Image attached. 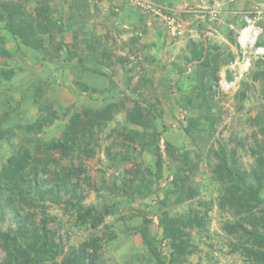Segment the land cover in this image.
<instances>
[{"label":"rangeland","instance_id":"1","mask_svg":"<svg viewBox=\"0 0 264 264\" xmlns=\"http://www.w3.org/2000/svg\"><path fill=\"white\" fill-rule=\"evenodd\" d=\"M29 1L27 8L34 13L37 2ZM146 1L152 7L160 6L161 14L147 4L146 7L139 5L142 4L140 0H56L51 3L58 9L56 15L62 11L65 18L57 21L55 31L56 41L64 48L63 57L53 60L43 61V52L36 54L23 46L19 48L12 40L6 41L7 48L14 53L7 63H0V75L2 70L12 69L16 71V76L0 83V114L7 110L10 122L8 118L6 120L13 126L12 130H16L17 125L24 126L41 116H48L50 108L62 118L40 132L29 134L30 138L47 141L59 137L65 124L83 108L102 110L109 107L114 113L113 120L107 121L106 126L95 129L94 140L88 146L90 153L75 151L73 157L63 159L59 149L52 152L55 158L61 159L57 169L72 168L79 175H74L66 190L58 196L56 194L45 199L43 195L36 198L31 193L32 200L22 205L20 216L25 220L28 217L40 220L43 214L52 216L54 219L49 223V228L66 253L94 234L102 238L101 264H150L145 259H137L138 254L144 256L149 249L140 233L126 234L127 227L129 229L131 226L129 224L138 227L142 217L148 213L153 218L152 235L161 253L168 256L171 251L169 243L162 239L164 235L156 215L160 206L158 201L165 198L168 189L172 192L171 181L178 167L166 150L168 142L180 151L190 150V161L196 165L195 171L189 173L192 176V197L180 205H174L176 212L186 213L200 204H203L202 209L210 208V236L206 238L193 233L197 249L184 264H244L240 255L230 253V239L222 227L230 216L218 210L222 185L214 174L216 160L213 153L221 143L232 148L242 142L247 149L255 144L254 135L259 128L257 125L251 127L247 120L262 116L264 95L262 82L253 83L251 76L259 71V59L264 60V55H250L251 65L244 71V52L239 44V32L246 26L245 16H249L262 30L257 43L263 41L264 0ZM70 3L73 5L71 9ZM71 16H74L76 23L73 20V26L69 27L66 21ZM162 16L175 18L177 24H181L182 34L172 35ZM1 29L0 22V35H6ZM75 35L79 37L78 40H75ZM76 42H79L77 47ZM90 42L97 45L95 50L87 48ZM194 44L206 51L218 50L221 58L227 62L221 68L220 93L215 99V112H221V122L211 142L206 145L203 139L194 144L179 121L188 116L182 106L186 94L194 85L193 74L199 66L196 62H186V56L191 55ZM65 50L77 51L78 56L68 61L64 57L67 56ZM49 52L54 53V49L51 48ZM79 56L83 61L79 60ZM263 66L261 64L260 69ZM226 70L236 77L233 83L225 81ZM243 83L248 86L247 90ZM36 87L42 88L41 104L35 103ZM242 88L247 97L240 102L237 94ZM137 106L146 109L144 116L155 121L154 124L143 128L124 121L126 111ZM184 124L187 125L186 122ZM125 126L141 134L150 130L163 134L160 142L162 161L159 162L162 179H155L153 192L133 199L120 196L117 192L112 195L108 189L113 188L114 184L122 186L125 178L134 175L137 176L135 179L141 180L146 167L156 172V156L154 151L142 150L137 142L123 140L121 128ZM258 139L261 143L264 135L258 134ZM20 140L17 137L15 142ZM121 142L136 153L142 150L141 155L124 162L111 160L109 155L112 153L119 158L121 147L115 144ZM108 148L110 153H107ZM11 149L10 145L4 146L2 155L7 156ZM120 155L127 157L125 150H121ZM237 158L241 169L248 172L253 169L255 160L252 155L240 149ZM53 175L50 173L42 176V179L53 178ZM81 201L85 206L100 210L115 204L118 213L108 217L105 226L97 230L80 227L76 220L81 212L75 208ZM8 226L15 229L13 219L7 220L3 229ZM115 232L118 233L116 238L113 235ZM4 259L5 253L0 247V262ZM58 259L61 260L62 256Z\"/></svg>","mask_w":264,"mask_h":264},{"label":"trees","instance_id":"2","mask_svg":"<svg viewBox=\"0 0 264 264\" xmlns=\"http://www.w3.org/2000/svg\"><path fill=\"white\" fill-rule=\"evenodd\" d=\"M55 1L36 0L34 13H31L27 8L29 0H0V22L3 29L1 30L6 34L0 35V63H7L14 53L6 46L8 40L16 42L19 48L23 46L36 54L43 52V61L63 57L64 48L60 42L56 41L55 31L57 23L65 18L62 11L60 15H56L58 9L51 4ZM72 6L70 3V9ZM73 20L75 22L74 16H71L66 21L67 26L72 27ZM74 38L78 40L79 37L75 35ZM78 44L79 42H76L75 46L77 47ZM257 45L264 46V39ZM96 46L91 42L87 44V48L91 51L95 50ZM51 48L54 49V53L49 52ZM65 51L67 56L64 57L68 61L78 56L77 51ZM221 57L222 54L218 50L206 51L197 44L192 47L191 55L186 56V62H196L199 66L193 74L192 84L194 85L186 94L182 106L188 116L179 121L196 145L197 141L202 139L204 145L211 142L221 122V112L219 110L215 112V99L220 93L221 68L227 64ZM79 60L83 61L82 57L79 56ZM263 61L259 59V64H264ZM260 65L259 71L252 73L251 81L262 82L264 95V66L260 69ZM15 76V70H2L0 83L10 81ZM246 84L243 83L242 86L245 87ZM214 86L215 90H213ZM35 91V103L41 104L42 88L36 87ZM246 97L245 90L242 88L237 94V99L243 102ZM48 110V116H41L24 126L17 125L16 130H12L13 126L6 120V118L10 120L7 110L0 114V247L5 253V259L0 264H101L99 260L100 248H103L102 238L94 234L90 235L85 242L66 253L49 228V223L54 219L52 216L43 214L40 220H31L29 217L25 220L20 215L22 205L32 200L31 193L36 198L42 195L45 199L56 194L58 196L61 191L66 190L70 179L74 175H79L72 168L57 169L61 159L55 158L52 152L59 149L63 159L73 157L75 151L90 153L88 146L94 140L95 129L106 126L107 121L113 120L114 113L109 107H104L102 110L83 108L65 124L59 137L47 141L41 138H30L29 134L40 132L47 125L50 126L57 119L62 118L52 109L48 108ZM145 112L146 109L138 106L131 111L127 110L124 121L127 124L147 128L155 121L145 117ZM247 123L251 127L257 125L259 128L258 133L254 135L253 146L247 149L240 142L238 147L228 148L221 143L218 150L213 153L216 160L213 165L214 174L216 180L222 185L217 206L221 213L230 216L222 225L230 239V253L240 255L244 264H264V141L260 143L258 139V134L264 135V109L261 117L248 119ZM121 129L123 140L130 143L137 142L142 150L154 151L157 168L153 173L152 169L146 167L147 170L141 180L135 179L137 176L134 175L132 178H125L122 186L114 184L113 188L108 190L112 195L117 192L127 199L145 196L153 192L155 179H162L159 162L162 161L160 142L163 134L157 130L145 131L141 134L128 130L126 126ZM17 137L21 140L15 142ZM7 145H10L12 149L10 154L5 156L2 155V150ZM115 146L121 147L118 152L119 158L113 153L109 155V158L119 162L129 161L132 157L140 156L142 152V150L140 153L131 151L132 148L127 147L123 142L116 143ZM240 149L254 157L255 164L249 172L238 166L237 155ZM121 150H125L127 157H121ZM166 150L175 159L178 167L171 181L172 192L168 189L165 192V198L158 201L160 206L156 215L158 226L164 235L162 239L169 243L170 254L164 256L161 253L151 231L153 218L149 217L148 213L142 217L138 227L135 228L129 224L131 226L129 229L127 227L126 234H134L137 231L142 236L144 244L149 247L144 256L137 255L140 261L145 259L150 264H184L197 249L193 233L196 232L206 238L210 236L208 233L211 221L210 208L202 209L203 204H200L198 207L191 208L189 212H176L174 205H180L192 197L193 190L190 187L192 176L189 173L195 171L196 165L190 161V150L180 151L168 142H166ZM107 153H110V148ZM50 173H54L53 178L42 179V176ZM171 198L174 200L172 201ZM115 206V204L105 206L100 210L85 206L81 201L75 208L81 212L76 224L84 228L90 227L92 230H97L100 226L104 227L108 217L117 215ZM9 219H13L16 224L14 230L10 226L3 229ZM113 235L116 238L118 233L115 232ZM60 256H62L61 260L58 259Z\"/></svg>","mask_w":264,"mask_h":264},{"label":"built area","instance_id":"3","mask_svg":"<svg viewBox=\"0 0 264 264\" xmlns=\"http://www.w3.org/2000/svg\"><path fill=\"white\" fill-rule=\"evenodd\" d=\"M142 4L139 5H143L144 7H146V4L150 6V8H152V10H154L156 13L161 14V7H152L146 0H140ZM163 18H165L164 20L167 21L168 25H169V29L171 31V34L174 36L177 35H181L182 34V28H181V24H177L175 18H169L168 16H162ZM245 23L246 26L243 28H248V29H252V30H256L257 31V35L254 39L253 42H245L243 43L241 41V37H242V33H243V29L239 32V44L241 46V49L244 52V57H243V61H242V65H243V69L244 71L249 69L250 65H251V56L250 55H255V56H262L264 55V47H259L257 46V42H258V38L260 37V35L262 34V30L257 26L256 22L254 19L250 18L249 16H245ZM248 55V56H247ZM236 79V77H235ZM235 81V80H234ZM227 83H233V82H227Z\"/></svg>","mask_w":264,"mask_h":264},{"label":"bare ground","instance_id":"4","mask_svg":"<svg viewBox=\"0 0 264 264\" xmlns=\"http://www.w3.org/2000/svg\"><path fill=\"white\" fill-rule=\"evenodd\" d=\"M256 35H257V31L256 30L245 28V29H243L241 41L243 43H245V42H253L255 37H256ZM228 85H230V84H228Z\"/></svg>","mask_w":264,"mask_h":264},{"label":"water","instance_id":"5","mask_svg":"<svg viewBox=\"0 0 264 264\" xmlns=\"http://www.w3.org/2000/svg\"><path fill=\"white\" fill-rule=\"evenodd\" d=\"M235 80L234 74L230 70H226L225 72V81L226 82H233Z\"/></svg>","mask_w":264,"mask_h":264},{"label":"crops","instance_id":"6","mask_svg":"<svg viewBox=\"0 0 264 264\" xmlns=\"http://www.w3.org/2000/svg\"><path fill=\"white\" fill-rule=\"evenodd\" d=\"M161 32V30H159ZM162 33V32H161ZM157 37L159 38V34L157 35Z\"/></svg>","mask_w":264,"mask_h":264}]
</instances>
